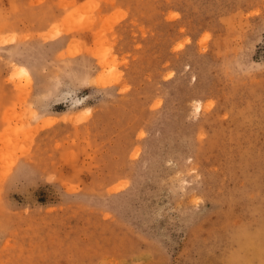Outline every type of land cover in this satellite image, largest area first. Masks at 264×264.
<instances>
[{
  "label": "rangeland",
  "instance_id": "1",
  "mask_svg": "<svg viewBox=\"0 0 264 264\" xmlns=\"http://www.w3.org/2000/svg\"><path fill=\"white\" fill-rule=\"evenodd\" d=\"M0 264H264V0H0Z\"/></svg>",
  "mask_w": 264,
  "mask_h": 264
},
{
  "label": "bare ground",
  "instance_id": "2",
  "mask_svg": "<svg viewBox=\"0 0 264 264\" xmlns=\"http://www.w3.org/2000/svg\"><path fill=\"white\" fill-rule=\"evenodd\" d=\"M21 69H22V68H21ZM22 72L27 74V72H26L24 69H22Z\"/></svg>",
  "mask_w": 264,
  "mask_h": 264
}]
</instances>
